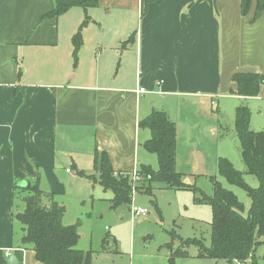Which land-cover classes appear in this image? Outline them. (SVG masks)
Wrapping results in <instances>:
<instances>
[{
    "label": "crops",
    "instance_id": "obj_1",
    "mask_svg": "<svg viewBox=\"0 0 264 264\" xmlns=\"http://www.w3.org/2000/svg\"><path fill=\"white\" fill-rule=\"evenodd\" d=\"M82 1L0 0V249L17 264H41L15 232L18 182L36 183L63 205L67 183L93 169L96 149L115 173L153 166L142 145L150 131L138 126L152 109L164 111L177 134L197 105L264 104V84L257 96L229 93L234 73H264V10L252 21L254 0L246 15L240 0H98L87 8ZM57 5L69 7L47 16ZM86 16L74 65L71 38ZM66 161L70 171L62 170ZM250 262L188 252L175 264Z\"/></svg>",
    "mask_w": 264,
    "mask_h": 264
},
{
    "label": "trees",
    "instance_id": "obj_2",
    "mask_svg": "<svg viewBox=\"0 0 264 264\" xmlns=\"http://www.w3.org/2000/svg\"><path fill=\"white\" fill-rule=\"evenodd\" d=\"M98 0H83L79 4L84 8L95 6ZM253 0H240V14L246 15ZM255 11L252 21L264 10V0H254ZM69 5H57L46 15L58 16ZM86 16L78 30L72 35L73 63L76 65L77 53L82 44L81 30L88 22ZM236 89L229 93L243 97L257 96L264 84V73L236 72L231 77ZM234 129L239 141V153L245 164V171L256 176L257 187L249 186L242 171L235 169L225 157H218L217 171L228 183L244 189L250 198L247 214L243 215L244 206L229 189L222 187L214 175L209 176L213 192L207 196L194 186L182 181V173L176 170V126L168 115L159 109L140 119L138 126L147 128L150 136L143 142L146 151L157 157V168L141 164L137 169L140 179L135 183V191L142 190L152 194L153 183H162L168 188L189 189L195 194L194 201L207 203L211 208L210 244L206 246L202 239L182 240L184 248H174L169 243L167 260L175 264L176 259L188 256V247L197 248L201 258L224 259L229 262H243L250 259V264H258L254 251L264 237V129H250L251 112L245 105H238L234 111ZM94 169L98 173L97 181L113 194L109 200L112 208L132 202L130 174L115 173L105 151L94 152ZM81 174V171H78ZM96 180L94 175L91 176ZM21 196L22 210L14 212L13 218L21 225V247L32 249L35 259L41 264H92V251L76 248L79 240L77 224L65 225V208L52 199V193L44 192L35 183H27ZM4 250L0 249V264H8Z\"/></svg>",
    "mask_w": 264,
    "mask_h": 264
},
{
    "label": "rangeland",
    "instance_id": "obj_3",
    "mask_svg": "<svg viewBox=\"0 0 264 264\" xmlns=\"http://www.w3.org/2000/svg\"><path fill=\"white\" fill-rule=\"evenodd\" d=\"M245 105L246 103H240ZM253 112L249 127L254 131L264 129V104L257 100L250 101ZM238 106V105H237ZM232 104L220 103V110L212 104L197 105L194 110L182 115L176 134L178 166L182 172V181L194 186L209 196L213 185L209 176L214 175L222 187L231 190L244 206L243 215L247 214L250 198L246 191L228 183L217 171L218 157L227 158L233 167L242 171L245 182L257 187L258 179L246 173L245 164L239 153V141L234 129V108ZM251 112V113H252ZM250 128V129H251ZM222 136L221 139L218 137ZM144 150V149H143ZM151 154L157 168L155 154ZM70 159H68L69 161ZM62 170H71V162H65ZM73 171V170H72ZM74 172V171H73ZM92 170L76 171L74 180L65 187V194L60 196L65 208V225L77 224L79 240L76 248L92 251V264H159L167 262L169 243L172 249L184 248L182 240L202 239L206 246L210 244L211 208L207 203L194 201L195 194L189 189L168 188L154 182L152 194L136 190L130 207L120 205L112 208L109 200L113 196L91 178ZM20 188L16 196L15 212L22 210L21 196L26 193ZM146 209L145 215L133 216V207ZM15 220V219H14ZM15 232L22 231L18 221H14ZM256 246L254 256L258 264H264V237ZM190 255L197 252L195 246L188 247ZM5 252V251H4ZM10 254V253H9ZM6 258L8 256L5 254Z\"/></svg>",
    "mask_w": 264,
    "mask_h": 264
},
{
    "label": "built area",
    "instance_id": "obj_4",
    "mask_svg": "<svg viewBox=\"0 0 264 264\" xmlns=\"http://www.w3.org/2000/svg\"><path fill=\"white\" fill-rule=\"evenodd\" d=\"M140 91L144 92V88H140ZM211 103L213 104L214 101H211ZM66 171H69L68 169H66ZM140 179V174L137 172V170L133 173L130 174V182L132 185V196L135 192V188L134 185L135 183ZM132 212H133V216H140V215H145L146 213V209L143 207H133L132 208ZM5 254L8 256L10 255L9 252H5Z\"/></svg>",
    "mask_w": 264,
    "mask_h": 264
},
{
    "label": "water",
    "instance_id": "obj_5",
    "mask_svg": "<svg viewBox=\"0 0 264 264\" xmlns=\"http://www.w3.org/2000/svg\"><path fill=\"white\" fill-rule=\"evenodd\" d=\"M17 185L20 188H24L27 185V183L25 181H21V182H18ZM6 261H7L8 264H17V259H16V257L14 255L8 256Z\"/></svg>",
    "mask_w": 264,
    "mask_h": 264
}]
</instances>
